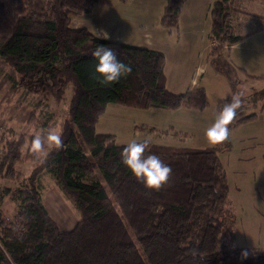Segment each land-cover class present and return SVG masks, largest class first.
I'll return each instance as SVG.
<instances>
[{"label": "trees", "instance_id": "16d2710c", "mask_svg": "<svg viewBox=\"0 0 264 264\" xmlns=\"http://www.w3.org/2000/svg\"><path fill=\"white\" fill-rule=\"evenodd\" d=\"M163 1L160 23L174 29L183 0ZM245 2L264 8V0L214 2L212 58L264 31V10L244 11ZM103 5L112 6L109 0H0V60L19 76L20 85L33 83L36 92L56 100L68 85L73 88L69 119L60 134L62 148L51 145L45 153L47 142L40 152L29 148L35 166L26 175L18 169L26 160L19 143H4L0 182L17 185L0 186V264H264V253L242 260V252H230L222 238L228 184L219 153L229 148V138L204 149L137 141H146L145 154L159 156L172 169L163 186L148 189L120 163L127 144L95 131L109 104L168 111H202L208 105L201 87L180 93L167 89L161 51L97 39L93 30L74 26L75 19ZM239 16L253 22L254 29L247 28L250 23L243 27ZM98 45L114 49L132 71L116 83H98L91 55ZM223 106L219 100L217 110ZM256 119V114L245 115L228 127ZM51 166L58 188L80 215L67 231L49 214L37 187L38 177ZM96 171L101 181L86 183ZM4 199L14 204L10 211L3 207Z\"/></svg>", "mask_w": 264, "mask_h": 264}, {"label": "rangeland", "instance_id": "374dc122", "mask_svg": "<svg viewBox=\"0 0 264 264\" xmlns=\"http://www.w3.org/2000/svg\"><path fill=\"white\" fill-rule=\"evenodd\" d=\"M109 1L112 6L94 7L91 14L75 19L74 26H84L94 31L102 29L109 36L117 34L123 42L135 46L165 49L167 63L164 64V71L168 75V90L185 92L192 87L191 80L195 79L205 90L208 105L200 111L203 113L182 112L171 119L174 125L185 123L183 127L175 126L180 131L176 132L178 137L166 128L168 113L113 104L107 106L95 125V131L113 135L117 144L146 140L187 149L209 148L214 144L206 140L205 132L219 112L218 101L223 100L224 105L234 94L243 93V105L235 119L249 114H256L257 119L229 127V148L219 153L228 184L222 238L230 252L263 254L264 31L245 38L247 40L235 45L232 51L224 50L220 56L212 58L209 56L210 12L216 0H183L178 24L174 29L164 28L160 23L165 5L163 0ZM243 10L259 14L264 8L258 3L245 2ZM239 22L243 27L250 23L247 28L254 29L251 21L241 17ZM239 64L245 68L242 69L244 72L237 68ZM197 67L201 68L200 74L196 73ZM72 91V86L68 85L60 100L45 97L36 92L33 83L20 85L19 76L0 60V146H4L7 141L19 143L22 158L26 160L21 159L18 169L26 175L35 166L28 157L30 139L50 131L61 134L65 121L69 119L68 106ZM50 148L49 144L44 152ZM54 172L55 166H51L50 172L44 171L37 179V187L49 214L62 230L67 231L73 228L80 215L58 188ZM85 181L88 184L101 181V175L96 171ZM16 185L0 182V186L12 189ZM112 203L121 216L116 203ZM13 206L10 200H3L4 208L10 211ZM136 247L140 252L137 243Z\"/></svg>", "mask_w": 264, "mask_h": 264}, {"label": "clouds", "instance_id": "9594fccd", "mask_svg": "<svg viewBox=\"0 0 264 264\" xmlns=\"http://www.w3.org/2000/svg\"><path fill=\"white\" fill-rule=\"evenodd\" d=\"M97 39L108 40L109 34L104 30L94 31ZM94 61L93 78L100 84L110 85L118 82L123 76L132 71L130 65L118 60L114 49L98 45L91 53ZM243 93L234 94L217 113L212 125L205 132L206 140L211 144H219L228 139L230 134L229 124L237 117L238 110L243 105ZM47 142L57 149L63 147L61 136L55 132L35 135L30 140L33 153L43 150ZM148 143L135 140L127 143L120 153V163L138 182H142L148 189H159L169 179L172 169L155 154H145ZM248 252L241 253V259H247Z\"/></svg>", "mask_w": 264, "mask_h": 264}, {"label": "crops", "instance_id": "0c3cea01", "mask_svg": "<svg viewBox=\"0 0 264 264\" xmlns=\"http://www.w3.org/2000/svg\"><path fill=\"white\" fill-rule=\"evenodd\" d=\"M130 1H135V0H130ZM78 27H80V26H78ZM95 27H98V26H94V28ZM94 31V30H93ZM111 33H113V32H111ZM117 34H114V35H112V36H110V39H112V40H118V41H121V42H123L122 40H121V38L119 37V36H116ZM245 40H247V39H245ZM132 45V44H131ZM235 46V45H234ZM234 46H232L231 48H230V50H228V51H232L233 49H234ZM146 48H150V49H155V50H158V49H156L155 47H152V46H146ZM158 51H161L163 54H164V56L166 57V61H165V65H166V63H167V52L165 51V49H163V48H161V50H158ZM229 53V52H228ZM237 67V66H236ZM238 69H240V70H244L245 68L242 66V65H240L239 64V67H237ZM164 69H165V67H164ZM242 70V71H243ZM200 72H201V68H199V67H197V70H196V73H199L200 74ZM244 72V71H243ZM195 73V74H196ZM164 74H165V77H166V86H167V89H169V87H168V84H167V77H168V75H167V73L164 71ZM191 85H192V87L190 86V88H188V90H192V89H195V88H198V87H200L199 85H198V83L195 81V79L194 80H191ZM188 90H186V91H188ZM107 108V107H106ZM106 110V109H105ZM143 111H148V112H153V111H155V112H165V114L166 113H168V116L166 117V120H165V122L167 123V129H169V131L170 132H172L175 136H179L178 135V133H180V131L175 127V126H177V127H183V126H185V123H179V124H177V125H174L173 123H171V119L174 117V116H176L177 114H182V112H199V113H203V112H200V111H195V110H190V109H185V108H180V109H178V110H174V111H168V110H163V109H148V110H143ZM103 114V113H102ZM101 114V115H102ZM134 114V113H133ZM261 114H262V112H261ZM263 115H264V113H263ZM99 118H101V116L99 117ZM99 120V119H98ZM98 123V122H97ZM158 125H160V124H158ZM97 126V125H96ZM155 128H157V126H155ZM165 128V129H166ZM147 129H149V128H147ZM153 129V128H152ZM156 131H157V129H155ZM171 130H173V131H175V133L173 132V131H171ZM159 131V130H158ZM176 132H178V133H176ZM152 140V139H151ZM150 140V141H151Z\"/></svg>", "mask_w": 264, "mask_h": 264}, {"label": "built area", "instance_id": "2783aa9c", "mask_svg": "<svg viewBox=\"0 0 264 264\" xmlns=\"http://www.w3.org/2000/svg\"><path fill=\"white\" fill-rule=\"evenodd\" d=\"M4 153H5L4 146H0V160L3 158Z\"/></svg>", "mask_w": 264, "mask_h": 264}]
</instances>
